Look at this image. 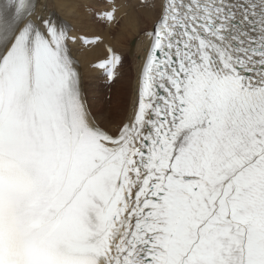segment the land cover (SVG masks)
Masks as SVG:
<instances>
[{
	"label": "snow or ice",
	"instance_id": "1",
	"mask_svg": "<svg viewBox=\"0 0 264 264\" xmlns=\"http://www.w3.org/2000/svg\"><path fill=\"white\" fill-rule=\"evenodd\" d=\"M158 2L113 134L70 26L0 0V264H264V0Z\"/></svg>",
	"mask_w": 264,
	"mask_h": 264
},
{
	"label": "bare ground",
	"instance_id": "2",
	"mask_svg": "<svg viewBox=\"0 0 264 264\" xmlns=\"http://www.w3.org/2000/svg\"><path fill=\"white\" fill-rule=\"evenodd\" d=\"M49 7L60 10L66 17L72 20L75 26V32L77 34H85L83 32L89 33L90 35H100L102 36V41L96 45H92L83 51L79 49L78 53L82 59L84 66V79L86 84V91L89 92V97L92 101L93 106L96 108V104L100 102L101 108L98 109V116L105 118L106 122L103 121L108 127L114 128L119 123H114L112 118H124L130 113L131 106L135 101V91L137 88L136 78L134 83H131V79L126 75L124 81L125 85H121L118 91V97H116V102L113 107L109 109L104 108L105 102H101L102 94L95 95L96 88L101 82L102 76L95 70L91 68V63H93L97 58L106 55V45L111 44L123 54L126 52L134 54V72L139 73V64L141 57L144 55V50L147 47L146 37L144 32L150 29L159 17V2L158 0H152L153 3H147L146 7L139 0H115V4L109 7H117L118 19L123 16L122 23L124 27L115 35V40L111 39V34L113 33L114 22H105L107 28L102 29L98 23L99 20L93 19L90 10V6L96 7L101 5V7H106L105 4H101L100 0H44ZM137 5L135 9L134 6ZM102 21V20H101ZM100 21V22H101ZM103 22V21H102ZM121 23V24H122ZM149 23H152L150 28L145 31L142 28L147 27ZM122 27V26H121ZM120 27V28H121ZM91 32V33H90ZM99 32V33H92ZM117 32V31H116ZM115 32V33H116ZM135 37V44H131L129 47V38ZM131 41V40H130ZM130 43V42H129ZM82 51V52H81ZM129 78L130 83L128 84V91H126L127 84L126 80ZM122 79V78H121ZM118 80V78L116 79ZM116 80L114 82H116ZM133 84V85H132ZM116 88H114L115 90ZM95 95V96H94ZM128 100V102H127ZM106 105V104H105ZM98 120V119H97ZM102 120V118H101ZM100 123V121L98 120ZM101 125H104L100 123Z\"/></svg>",
	"mask_w": 264,
	"mask_h": 264
},
{
	"label": "rangeland",
	"instance_id": "3",
	"mask_svg": "<svg viewBox=\"0 0 264 264\" xmlns=\"http://www.w3.org/2000/svg\"><path fill=\"white\" fill-rule=\"evenodd\" d=\"M155 1V0H154ZM154 1H149L150 3L149 4H151V3H153ZM100 2H101V4H105V6H107V4H108V2H107V0H100ZM144 4V6L146 7V5H147V3L145 4V3H143ZM137 7V5H135L134 6V8L135 9H138V8H136ZM102 8H105V7H101V5H100V7L99 6H96V7H93V6H90V12H91V14H92V17H93V19H96V20H99L98 18H97V13L99 12V10L100 9H102ZM109 8H112V7H109ZM116 9H117V7H116ZM123 18V16H120L118 19H116L115 20V22H114V25H113V27H112V29L114 30L113 31V33L111 34V39H113V40H115L114 38H115V36H117V35H115V34H117L123 27H124V25H123V23H122V19ZM101 20H99L98 21V23H99V25H100V27L102 28V29H106L107 28V26H106V23L105 22H100ZM122 23V24H121ZM154 25V24H153ZM122 26V27H121ZM152 26V23H149L148 24V26L147 27H144V28H142V30H146L147 28H150ZM121 27V28H120ZM153 27V26H152ZM151 27V28H152ZM120 29V30H119ZM117 31V32H116ZM116 32V33H115ZM84 33H86V32H84ZM91 33V32H90ZM92 33H99V32H92ZM145 33V32H144ZM86 34H89V33H86ZM135 37H133V38H129V41H128V45H129V47L131 46V44L133 45V44H135ZM131 40V41H130ZM130 42V43H129ZM82 52V51H81ZM124 56H125V61H124V65L122 66V68H121V76L118 78V80H116V82H113V84H111V85H106V83H105V80H101V82L99 83V85L97 86V88H96V93L94 92V94L97 96V95H100V94H102V99H101V102H105V104H104V108H106V109H109L110 107H113L114 106V104H115V102H116V97H118V91H119V88L121 87V85H125L124 84V81H125V79H126V75L127 76H129L130 77V79H131V83H134V79H135V72H134V54L133 53H127L126 52V54L124 53ZM122 78V79H121ZM101 79H103V77L101 78ZM130 83V80H129V78L126 80V84H127V88H126V91H128V84H131ZM133 85V84H132ZM114 88H116L115 90H114ZM88 95H89V93H88ZM94 95V96H95ZM90 96V95H89ZM127 102H128V100H127ZM91 103H92V105H93V99H92V101H91ZM94 107V109H95V111L98 113V109H96V108H98L99 107V109L101 108V106H100V102L98 103V104H96V108H95V106H93ZM99 114V113H98ZM102 118V121H105L106 122V120H105V118H103V116L101 117ZM124 119V115H123V117H120V118H112V121L114 122V123H119V122H121L122 120Z\"/></svg>",
	"mask_w": 264,
	"mask_h": 264
}]
</instances>
